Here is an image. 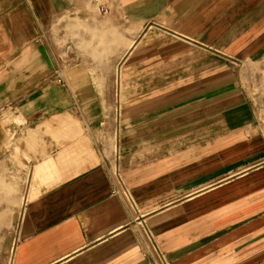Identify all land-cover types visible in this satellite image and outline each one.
<instances>
[{
	"label": "crops",
	"instance_id": "0c3cea01",
	"mask_svg": "<svg viewBox=\"0 0 264 264\" xmlns=\"http://www.w3.org/2000/svg\"><path fill=\"white\" fill-rule=\"evenodd\" d=\"M3 108L0 264H264V0H0Z\"/></svg>",
	"mask_w": 264,
	"mask_h": 264
},
{
	"label": "rangeland",
	"instance_id": "374dc122",
	"mask_svg": "<svg viewBox=\"0 0 264 264\" xmlns=\"http://www.w3.org/2000/svg\"><path fill=\"white\" fill-rule=\"evenodd\" d=\"M68 21L62 22V25L66 22V27L69 29L70 27V19ZM96 20V18H95ZM86 27L80 29L79 31H84ZM89 32L91 33V37H99L101 36V29H90ZM52 36V35H51ZM80 38V45L81 42H85V37ZM69 37L65 39V50L67 53L71 54L75 52L76 47L74 43H70L68 41ZM67 40V41H66ZM71 47H70V46ZM91 48L94 46L89 45ZM78 47V46H77ZM10 110L0 109V145L5 143L7 126L6 122L10 119L7 113ZM29 165H27L23 159L19 156L18 152L16 151L14 155L6 156L5 153L0 155V203H3V207L0 206V230L4 225L2 217V211H6V207L9 209H13V207H17L20 203L24 200V193H25V185L29 180L28 176Z\"/></svg>",
	"mask_w": 264,
	"mask_h": 264
},
{
	"label": "built area",
	"instance_id": "2783aa9c",
	"mask_svg": "<svg viewBox=\"0 0 264 264\" xmlns=\"http://www.w3.org/2000/svg\"><path fill=\"white\" fill-rule=\"evenodd\" d=\"M123 71H124V61H118L115 65V71H114V77H113V85H112L113 110H112V114L110 115L111 118L114 119L116 123H119V117H120L121 106H122V94H123V87H124ZM58 79L59 81H63V82L65 81L62 77H59ZM100 124H103V125L107 124V119L106 118L102 119L100 121ZM125 194L129 198L131 203L136 207L135 200L132 194L129 192V190L126 189ZM143 227L145 229V234H147L150 240V246L153 251V254L150 258V262L153 264H171V261L169 257L167 256V253L161 248L152 228L146 223Z\"/></svg>",
	"mask_w": 264,
	"mask_h": 264
}]
</instances>
